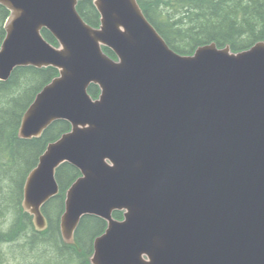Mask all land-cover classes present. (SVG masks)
Wrapping results in <instances>:
<instances>
[{
    "label": "water",
    "instance_id": "water-1",
    "mask_svg": "<svg viewBox=\"0 0 264 264\" xmlns=\"http://www.w3.org/2000/svg\"><path fill=\"white\" fill-rule=\"evenodd\" d=\"M79 1L0 0L9 12L0 81L17 67L58 71L18 137L70 126L24 181L21 206L35 229H47L42 208L68 163L80 175L65 192L63 242L75 243L84 216L106 222L90 264H264V41L182 55L137 0H93L98 27L82 19Z\"/></svg>",
    "mask_w": 264,
    "mask_h": 264
},
{
    "label": "trees",
    "instance_id": "trees-1",
    "mask_svg": "<svg viewBox=\"0 0 264 264\" xmlns=\"http://www.w3.org/2000/svg\"><path fill=\"white\" fill-rule=\"evenodd\" d=\"M147 20L176 53L192 54L200 46L215 43L229 46L232 52L246 50L264 41V0H137ZM77 11L90 26L99 25V14L93 0H80ZM8 10L0 5V44ZM43 37L56 45L46 30ZM105 53L114 54L107 48ZM58 74L52 67H17L7 81H0V264H6L4 245H14L20 253L31 254L34 263L58 264V260L76 259L90 264L92 244L102 233L103 222L84 216L75 231L72 245L65 244L59 232V218L67 188L79 177V171L68 163L56 170L59 194L42 208L47 229L37 231L32 217L24 212L21 201L23 184L36 166L46 145L70 129L66 121L53 122L38 138L18 137L21 118L35 95ZM88 93L96 98L99 89L91 84ZM55 207V214L50 206ZM116 212L113 217L118 218ZM5 259V261H4ZM36 259V260H35Z\"/></svg>",
    "mask_w": 264,
    "mask_h": 264
},
{
    "label": "rangeland",
    "instance_id": "rangeland-1",
    "mask_svg": "<svg viewBox=\"0 0 264 264\" xmlns=\"http://www.w3.org/2000/svg\"><path fill=\"white\" fill-rule=\"evenodd\" d=\"M50 212L52 214H55V207L53 205L50 206ZM2 251L4 250L5 253V259H6V264H29V263H34V260L29 254V252L23 251L20 253L18 248H16L14 245L7 244L2 247ZM4 259V261H5ZM36 260V259H35ZM43 264H52V263H46L48 262L47 260H42ZM58 264H77L78 261L76 259H64V260H58Z\"/></svg>",
    "mask_w": 264,
    "mask_h": 264
},
{
    "label": "flooded vegetation",
    "instance_id": "flooded-vegetation-1",
    "mask_svg": "<svg viewBox=\"0 0 264 264\" xmlns=\"http://www.w3.org/2000/svg\"><path fill=\"white\" fill-rule=\"evenodd\" d=\"M116 212V214H119V216H118V218H114V219H116V220H122L123 219V212H120V211H114L113 213H112V216H113V214ZM99 220H101L102 222H103V228H102V233L105 231V228H106V222L104 221V220H102V219H100L99 218ZM101 233V234H102Z\"/></svg>",
    "mask_w": 264,
    "mask_h": 264
}]
</instances>
